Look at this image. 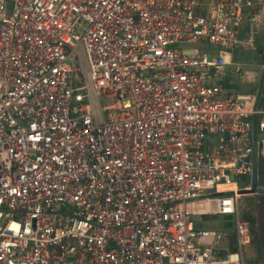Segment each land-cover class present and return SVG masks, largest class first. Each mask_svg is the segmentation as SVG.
<instances>
[{
  "label": "built area",
  "instance_id": "2783aa9c",
  "mask_svg": "<svg viewBox=\"0 0 264 264\" xmlns=\"http://www.w3.org/2000/svg\"><path fill=\"white\" fill-rule=\"evenodd\" d=\"M251 8L0 0V264H248L264 108L223 80Z\"/></svg>",
  "mask_w": 264,
  "mask_h": 264
},
{
  "label": "rangeland",
  "instance_id": "374dc122",
  "mask_svg": "<svg viewBox=\"0 0 264 264\" xmlns=\"http://www.w3.org/2000/svg\"><path fill=\"white\" fill-rule=\"evenodd\" d=\"M259 23H255L253 28V33L250 38H248L243 44L238 43L234 50L228 53L230 59L233 60V63L240 64V71L235 72L233 76L237 78H242V83L240 85V91L242 92H251L250 89H247L245 85H249L254 88H261L262 74L257 75L256 78L258 80V85L252 83L247 84L245 81L248 79V73H260V68L256 65L259 61H264V57H261V53L264 54V51H261L262 42L264 41V33L261 31V27L258 25ZM260 29V30H259ZM185 47H193L192 45L186 44ZM261 57V58H260ZM256 86V87H255ZM264 86V85H263ZM249 183V181H247ZM264 194L261 193H248L240 195L239 197V208L242 218L247 214H250L252 218L255 220L253 224H250L251 232H250V243L245 246V259L248 264H264L263 251L259 247V241L264 239V236L261 232L262 227V208L264 206ZM226 216L217 215V216H209L206 217L203 221L204 227H222L224 226V219ZM248 221V220H246ZM249 222V221H248ZM229 229L231 232L235 231V224L232 226L223 227Z\"/></svg>",
  "mask_w": 264,
  "mask_h": 264
},
{
  "label": "crops",
  "instance_id": "0c3cea01",
  "mask_svg": "<svg viewBox=\"0 0 264 264\" xmlns=\"http://www.w3.org/2000/svg\"><path fill=\"white\" fill-rule=\"evenodd\" d=\"M255 4L257 5V8L254 9H250L247 10V15L245 17V20L243 22V24L241 25V27L239 28L238 31V37H239V43H244L248 38L251 37L252 33H253V28H254V24L255 23H259L258 24L261 27V31H263L264 33V0H254ZM254 14H257L259 16V18H255ZM260 30V29H259ZM262 48L261 51H264V41L262 42ZM261 57H264V54L261 53L260 55ZM260 57V58H261ZM227 58L229 59V61L233 62L232 59H230L229 55H227ZM239 64V63H238ZM256 65L260 68V73L259 74H252V73H248V79H246V83L247 84H256V86L258 85V80L256 78L257 75H261V72L264 71V61H259L258 63H256ZM235 72L232 73V75L230 77H227L226 79H224L223 81L226 83L227 86H229L230 88L233 89H237L240 90V85L242 83V78H237L235 76H233ZM262 77V76H261ZM264 80L263 82H261V88H254L249 86V85H245V87L247 89H250L251 92L249 93H254L256 91H260L261 96H260V100H259V105L260 107L264 108ZM255 86V87H256ZM259 179H260V174H259ZM264 257V254H263Z\"/></svg>",
  "mask_w": 264,
  "mask_h": 264
},
{
  "label": "water",
  "instance_id": "95a60500",
  "mask_svg": "<svg viewBox=\"0 0 264 264\" xmlns=\"http://www.w3.org/2000/svg\"><path fill=\"white\" fill-rule=\"evenodd\" d=\"M264 80V71L262 74V81ZM254 170H253V175H252V182H251V187L250 188H245V189H241L240 190V194H248V193H261L264 194V187L260 186V179H259V159H258V150H257V145H255L254 148ZM230 218V217H229ZM193 219L195 220V227H200L201 226V221L203 219L202 216L200 215H196L193 217ZM231 240L232 242L235 241V235L232 234L231 236ZM234 249V248H233Z\"/></svg>",
  "mask_w": 264,
  "mask_h": 264
},
{
  "label": "trees",
  "instance_id": "16d2710c",
  "mask_svg": "<svg viewBox=\"0 0 264 264\" xmlns=\"http://www.w3.org/2000/svg\"><path fill=\"white\" fill-rule=\"evenodd\" d=\"M259 174H260V183L264 185V171L262 169H260ZM263 198H264V195H263ZM244 219L248 220L250 224H253L255 222V220L252 218V216L250 214H247L244 217ZM226 226L229 227V226H232V225L230 224V225H226ZM261 232H262V234L264 236V206L262 208V227H261ZM259 247L262 249V251L264 253V239L259 241Z\"/></svg>",
  "mask_w": 264,
  "mask_h": 264
}]
</instances>
